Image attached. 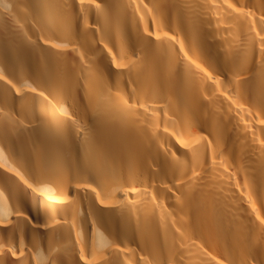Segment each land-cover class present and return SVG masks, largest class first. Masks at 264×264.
<instances>
[{
  "label": "bare ground",
  "instance_id": "1",
  "mask_svg": "<svg viewBox=\"0 0 264 264\" xmlns=\"http://www.w3.org/2000/svg\"><path fill=\"white\" fill-rule=\"evenodd\" d=\"M0 264H264V0H0Z\"/></svg>",
  "mask_w": 264,
  "mask_h": 264
}]
</instances>
